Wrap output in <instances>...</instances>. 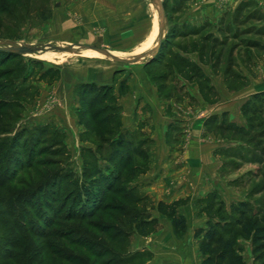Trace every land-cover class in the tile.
Instances as JSON below:
<instances>
[{
	"label": "rangeland",
	"instance_id": "1",
	"mask_svg": "<svg viewBox=\"0 0 264 264\" xmlns=\"http://www.w3.org/2000/svg\"><path fill=\"white\" fill-rule=\"evenodd\" d=\"M163 1L167 14L163 42L167 45L161 46L154 56L125 64L78 45L104 47L120 58L153 50L159 43L161 11L152 0H0V41L18 45H75L71 52L43 50L54 55L50 59L40 52L19 55L0 67V76L5 72L0 79V264H63L64 252L69 249L85 255L73 257V264H107L108 260L113 261L110 264H132L129 245L125 246L130 238L132 241L141 234L138 222L143 218L150 220L155 208L153 202L145 200L147 196L138 178L151 165L153 145L143 117L150 115L155 119L157 113L141 107L139 96L122 101L127 84L122 81L124 90L119 85L127 73L129 79L147 74L149 78H144L142 84L152 88L155 82L171 95L190 88L197 96H192L197 108L205 100L209 104L221 101L217 110L229 109V121L233 117L236 122L246 123L244 104L255 90H264V34L258 33L264 20L243 21L255 10L264 15V1ZM243 3L253 6L241 15L237 10ZM250 27L255 32L249 33ZM1 61H5L2 54ZM230 68L229 76L226 72ZM200 73L209 78L207 84L197 78ZM217 110L201 109L195 114L208 121L218 114L214 113ZM125 111L134 125L139 124L138 128L124 127ZM100 117L102 121L98 120ZM121 138L132 139L140 153L134 157V170L122 172L132 199L124 202L122 208L118 205L120 195L108 193L106 212L108 208L115 219L106 218L103 212L90 219L101 225L65 217L73 207L75 211L82 210L79 200L73 203L70 198L74 192L84 203L92 200V193L103 194L96 185L98 179H94L98 178L94 175L97 171L115 173L122 168L117 166L120 159H111ZM224 141L221 168L224 184L209 192L202 208V213H207L208 225L197 232L200 245L209 223L235 221L233 206L241 201L264 211V191L260 190L264 162L245 142L227 136ZM48 160L55 164L48 169L39 168L44 171L37 176H28L38 168L28 171L26 167ZM54 171L60 180L55 192L54 188L47 191L53 197L42 212L48 224L41 225L35 214L41 203L39 197L28 194V188L19 182L35 188L43 185ZM60 188L66 197L61 195ZM89 206L94 208L92 203ZM24 209L38 226L31 227L30 223L29 229H22L19 223L24 225L28 220ZM132 216L137 219L131 220ZM102 224L107 225L105 231ZM115 234L122 235L120 252L98 257ZM237 245L246 264H255L252 239L240 230Z\"/></svg>",
	"mask_w": 264,
	"mask_h": 264
},
{
	"label": "crops",
	"instance_id": "2",
	"mask_svg": "<svg viewBox=\"0 0 264 264\" xmlns=\"http://www.w3.org/2000/svg\"><path fill=\"white\" fill-rule=\"evenodd\" d=\"M144 75L140 73L139 77L129 79L127 73L119 85V89L124 90L122 81L127 84L122 101L139 96L141 107H149L154 114L157 113L155 119L150 115L143 117L142 122L153 139V145L151 165L138 178V184L147 196L145 200L149 199L155 206L150 218L154 227L146 234L133 237L128 256L132 264H202L197 232L208 225L207 213H202V208L209 192L222 188L224 184L221 168L226 145L216 124H208L195 113L201 109L217 110L218 104L222 103L209 104L205 100L201 108L194 107L192 96H197L190 88L171 95L167 89L157 87L155 82L152 88L142 84L144 78H149ZM260 91L255 90L253 94ZM219 110L212 116H217L220 124L225 117L228 120L230 110ZM129 116L123 112L124 127L138 128L139 124L134 125ZM228 122L243 125L233 117Z\"/></svg>",
	"mask_w": 264,
	"mask_h": 264
},
{
	"label": "trees",
	"instance_id": "3",
	"mask_svg": "<svg viewBox=\"0 0 264 264\" xmlns=\"http://www.w3.org/2000/svg\"><path fill=\"white\" fill-rule=\"evenodd\" d=\"M166 5V3H165ZM251 6H253L252 3H243L238 8V13L243 15V13L249 9ZM254 19H257L258 22L264 20V15H261L259 13V10H255L253 13H249L247 16V19L243 22L248 23L249 21H253ZM247 31L253 32V28H248ZM258 33L264 34V26L261 29H258ZM255 32V31H254ZM214 42H218L217 38H213ZM165 42H163L162 48H164ZM167 45V44H166ZM214 51V49H212ZM213 53V52H211ZM0 54H2L3 57H5V61L0 62V67H3L5 64L9 62L11 58H14L15 56H19L20 54L17 53H10L6 51L0 50ZM220 55V54H219ZM218 55V59L221 58V55ZM8 57V58H7ZM7 58V59H6ZM231 67V66H230ZM3 73V72H2ZM4 74H1L0 79H3ZM227 75H232L231 68L226 72ZM234 76V75H233ZM201 82L204 84H207L209 82V78L205 76V74L200 73L198 77ZM243 115L246 119V123L243 125H239L235 122H228L226 117L222 120V122L219 124L218 117L212 116L208 120V124H216L217 129L226 137H230L232 139H237L240 141L245 142L248 144L251 148L254 149V155L258 156L262 159V162H264V90L257 92L246 101V103L243 106ZM102 119L101 117L98 118V120ZM102 121V120H100ZM96 126H94L95 128ZM138 149L134 147L133 140L132 139H124L121 138L116 146V149L111 157L112 161H115L116 159H120L118 167H122L119 169L118 172H108L105 173L102 170L97 171L94 175H97L98 181L96 182V185L100 187L104 192L103 194L97 193L98 196H94L92 193V200H86L84 201L80 198V196L76 195V192H74L70 198H72L73 203H77L79 200V204L82 207V210L75 211L73 208H71L70 212L65 216H69L72 220H78L81 223H85L86 221H90V223L97 216H99L98 213L103 212L106 216V218L115 219L109 212L107 208L106 212V200L108 199L110 194L120 195V201L119 206L122 208V204L124 202H127V200L132 199L133 194L126 191V185L123 182V175L122 172L125 169L126 171L134 170L133 162L134 157L140 156ZM54 161V159H53ZM33 164V165H32ZM29 165V167H26V169L32 170L33 167L37 166V168L41 167H51L55 163L51 160L48 161H38L36 164L32 163ZM36 170L32 171L28 176H37L39 173H42L44 170ZM138 170V167L136 166L135 171ZM46 171V170H45ZM96 177V176H94ZM10 178V177H9ZM60 177L57 171H54L51 176L48 179H45L44 186L38 185L35 188L30 187L31 184H26L24 181L19 182L20 186H25L28 188L27 193L30 195H35L36 197H39L41 203L36 208L35 214L39 216V224L42 225V223L48 224V220L45 217V214L43 215L42 212L45 210L43 207H47L50 205V199L53 197L51 196L47 191L49 189L54 188L52 190L55 192V188L57 187V184L59 183ZM71 183V182H70ZM16 183V185H19ZM72 185V184H71ZM46 186V188H44ZM261 191H264V182L262 187L260 188ZM46 191V192H45ZM61 195L65 194L64 190L60 188ZM131 194V195H130ZM88 195H91L90 192H88ZM67 195L65 194V197ZM25 197V196H23ZM94 199V200H93ZM69 200V199H68ZM68 200L63 204V208H67ZM142 200V199H141ZM139 201V200H138ZM72 203V206H73ZM92 203V207L89 206V204ZM104 205V207H102ZM116 205V206H118ZM49 207V206H48ZM52 207V206H50ZM29 208H34V206H29ZM105 208V209H104ZM44 209V210H43ZM62 209V211H64ZM106 212V213H105ZM24 215L27 217L28 220H25V224L21 225L23 230L29 229L30 223L32 224L31 227L38 226L37 222H33V220L29 219V211L27 209L23 210ZM233 214H237V216L234 215L235 220L234 222H216V223H209L208 229L205 231V237L201 245V257H202V264H246L245 257L242 255V253L239 250V247L237 245V234L240 230L244 235L247 237H250L252 239L253 243V255L255 257L254 263L255 264H264V211L263 210H255L248 202L241 201L240 204L233 206ZM133 217V216H132ZM132 219H137V217H133ZM180 222V221H179ZM177 221V223H179ZM92 223H98V225H101L100 222H92ZM90 224L94 226L93 224ZM139 227L137 229L141 234H146L150 232L154 227V222L152 220L144 219L140 220L138 222ZM104 226L103 231L107 229L106 224H102ZM111 227V225L109 224ZM113 229V228H111ZM106 233V232H105ZM104 233V234H105ZM122 235H113L111 239L109 240V243L102 252L98 253V257H102L103 255H106L110 252L113 253H119L120 250H118V246L122 244L121 240ZM131 238L128 241V245H130ZM76 244V242H74ZM76 246H79L76 244ZM80 247V246H79ZM82 248V247H81ZM84 249V248H82ZM85 250V249H84ZM87 251L91 252V249H86ZM69 252V254H67ZM65 258L63 257L65 262L73 264L76 257L85 258V255L78 254L74 252L73 249L65 250L64 252ZM122 254V253H120ZM75 259H74V258ZM78 259V258H77ZM81 262H84L85 260L80 259ZM113 263L111 260H108L107 264Z\"/></svg>",
	"mask_w": 264,
	"mask_h": 264
},
{
	"label": "water",
	"instance_id": "4",
	"mask_svg": "<svg viewBox=\"0 0 264 264\" xmlns=\"http://www.w3.org/2000/svg\"><path fill=\"white\" fill-rule=\"evenodd\" d=\"M153 4L158 8H160V13H161V21H160V36H159V43L157 46L143 54H138L135 56H132L130 58H120L116 56L113 52H111L109 49L96 46V45H88V44H79L78 46L81 48H87V49H93L96 50L107 57L112 58L113 60L120 62V63H133L136 62L146 56H154L161 48L163 40L165 38V19L167 17L166 10H165V2L163 0H152ZM75 48V45L67 46V47H61V46H53V45H46V46H41V45H18L13 41H0V50L10 52V53H17L20 55H28V54H34L41 52L45 49H53V50H58V51H64V52H71Z\"/></svg>",
	"mask_w": 264,
	"mask_h": 264
},
{
	"label": "bare ground",
	"instance_id": "5",
	"mask_svg": "<svg viewBox=\"0 0 264 264\" xmlns=\"http://www.w3.org/2000/svg\"><path fill=\"white\" fill-rule=\"evenodd\" d=\"M157 10H159V7H158ZM78 48H81V47L78 46ZM144 48H145V47H144ZM90 50L95 51V52H97V53H99V54H102V53H100V52H98V51H96V50H93V49H90ZM43 52H46V51H41V52H40V54L42 53V57L44 56V57L50 59L52 56H54V55H51L49 52H47V53H43Z\"/></svg>",
	"mask_w": 264,
	"mask_h": 264
}]
</instances>
